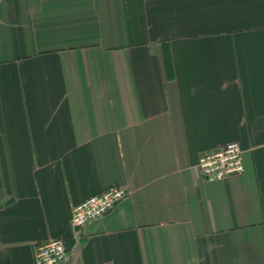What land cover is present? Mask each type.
Wrapping results in <instances>:
<instances>
[{"label":"crops","instance_id":"0c3cea01","mask_svg":"<svg viewBox=\"0 0 264 264\" xmlns=\"http://www.w3.org/2000/svg\"><path fill=\"white\" fill-rule=\"evenodd\" d=\"M234 141L244 172L202 176ZM52 238L64 264H264V0H0V264Z\"/></svg>","mask_w":264,"mask_h":264},{"label":"built area","instance_id":"2783aa9c","mask_svg":"<svg viewBox=\"0 0 264 264\" xmlns=\"http://www.w3.org/2000/svg\"><path fill=\"white\" fill-rule=\"evenodd\" d=\"M202 176L210 180L224 179L244 172L243 150L238 142H229L201 154L197 164ZM127 188L108 187L73 206L71 223L74 228H83L89 222L111 212L127 195ZM69 257V248L63 238H52L39 245L36 264H64Z\"/></svg>","mask_w":264,"mask_h":264}]
</instances>
